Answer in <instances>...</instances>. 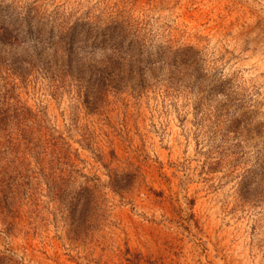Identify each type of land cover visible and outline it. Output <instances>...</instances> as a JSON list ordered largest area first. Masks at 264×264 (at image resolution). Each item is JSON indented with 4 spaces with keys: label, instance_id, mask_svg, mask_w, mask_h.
Here are the masks:
<instances>
[{
    "label": "rangeland",
    "instance_id": "374dc122",
    "mask_svg": "<svg viewBox=\"0 0 264 264\" xmlns=\"http://www.w3.org/2000/svg\"><path fill=\"white\" fill-rule=\"evenodd\" d=\"M0 264H264V0H0Z\"/></svg>",
    "mask_w": 264,
    "mask_h": 264
}]
</instances>
